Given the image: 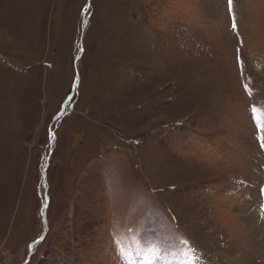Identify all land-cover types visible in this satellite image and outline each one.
<instances>
[{
  "label": "rangeland",
  "instance_id": "374dc122",
  "mask_svg": "<svg viewBox=\"0 0 264 264\" xmlns=\"http://www.w3.org/2000/svg\"><path fill=\"white\" fill-rule=\"evenodd\" d=\"M253 107L264 0H0V264H264Z\"/></svg>",
  "mask_w": 264,
  "mask_h": 264
},
{
  "label": "snow or ice",
  "instance_id": "6c2138e0",
  "mask_svg": "<svg viewBox=\"0 0 264 264\" xmlns=\"http://www.w3.org/2000/svg\"><path fill=\"white\" fill-rule=\"evenodd\" d=\"M232 8H233V0H227V9L229 14H232ZM232 30L233 32L237 31V24L235 22V18H233V22H232ZM240 62V57L239 55L237 56V63ZM247 85H245V91H247ZM252 114H253V119L255 121L256 124V130L258 133H260V135H258L256 137V139L260 142V148L261 150H264V123L261 122V119L259 116L256 115L257 109L255 107L252 108ZM260 192L262 194H264V188L260 189Z\"/></svg>",
  "mask_w": 264,
  "mask_h": 264
},
{
  "label": "water",
  "instance_id": "95a60500",
  "mask_svg": "<svg viewBox=\"0 0 264 264\" xmlns=\"http://www.w3.org/2000/svg\"><path fill=\"white\" fill-rule=\"evenodd\" d=\"M76 85H77V83H75L74 87H75ZM70 98H71V95H69V96L66 98V100H65V102L63 103V105H62V107H61L59 113L57 114V117H58V118H60V116L64 113V111H65V107H66V105L68 104V102L70 101ZM45 170H46V167L44 168V171H45ZM42 177H43V178L45 177V174H44V173L42 174ZM47 204H48V197H47V195H46V189H45V203H44V206L42 207V210H41V217H42V223H43V231H42L41 236H40L36 241L32 242V244L30 245V247H29V251H30V252H31V250H32V246H33L34 244H36L37 242H39V241L43 238V236H44V234H45L46 227H47L45 209H46V207H47Z\"/></svg>",
  "mask_w": 264,
  "mask_h": 264
}]
</instances>
